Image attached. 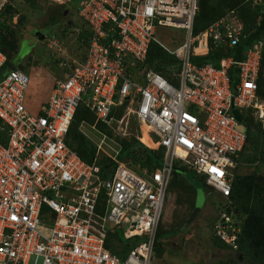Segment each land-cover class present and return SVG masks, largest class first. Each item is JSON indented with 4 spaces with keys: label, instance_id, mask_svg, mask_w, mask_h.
<instances>
[{
    "label": "built area",
    "instance_id": "1",
    "mask_svg": "<svg viewBox=\"0 0 264 264\" xmlns=\"http://www.w3.org/2000/svg\"><path fill=\"white\" fill-rule=\"evenodd\" d=\"M201 1L80 0L78 15L92 33L87 53L55 82L38 116L25 106L26 73L11 70L0 81V128L7 132L6 143L0 141V264H152L176 163L229 197L247 145L244 112L264 125L257 84L264 40L242 60L195 64L193 57L237 47L245 37L237 10L194 35ZM158 28L182 31L184 40L170 49L156 38ZM152 43L179 61L173 81L144 67ZM5 62L0 51V70ZM81 105L96 117L93 125L83 123L85 134L100 136L93 164L66 144ZM130 116L140 127L138 140L145 126L156 147L145 145L163 149L160 168L137 172L119 160L120 151L112 155L104 147L112 125ZM104 158L115 162L104 168L107 178L99 164ZM228 208L218 213L213 235L236 249L240 220ZM117 236L137 240L124 257L107 246Z\"/></svg>",
    "mask_w": 264,
    "mask_h": 264
},
{
    "label": "trees",
    "instance_id": "2",
    "mask_svg": "<svg viewBox=\"0 0 264 264\" xmlns=\"http://www.w3.org/2000/svg\"><path fill=\"white\" fill-rule=\"evenodd\" d=\"M23 1L38 9L36 0ZM246 1L247 0H203L200 2L199 12L193 26L194 35L206 30L211 24L229 11L237 10L244 27L243 34L245 37L237 47L231 49L224 46H219L217 48L213 47L206 56L193 57L192 61L195 64L202 65L212 63L214 66L219 67L220 61L226 57L235 56L237 60H242L246 56V51L252 44L259 40H264V0L262 4L254 9H248ZM57 7L58 13L56 14V21L61 18L62 15L64 16V11H62L63 5H57ZM16 15H18V9L14 5L13 0L7 1L0 9V51L6 56V62L0 70V81L4 79L11 70L19 69L25 72L29 67L28 64L26 65L16 60L20 44L18 43L15 30L11 26V21ZM257 16H261L259 22L255 20ZM22 19L23 18L20 20ZM91 36L92 33L88 27L79 34V38L84 42L86 48L89 45ZM84 57H82L81 61ZM144 67L173 81L172 69L179 67V61L159 44L152 43ZM263 67L264 50L259 78L257 80L258 95L264 100ZM66 70L68 74L71 72L70 69ZM235 82L236 77L232 76V84L235 85ZM121 114L122 111L120 112V115ZM243 121L247 132V145L238 159L239 167L247 165L255 168L248 174H235L232 191L228 198H223L219 195L220 198L224 200V205L230 204L232 210L237 214V218L240 220L241 234L239 235L236 249H232V247L222 243L216 237H214V246L221 250H230L231 252L237 253L239 257L241 256L246 259L248 264H264V175L262 174L264 168V125L255 119L250 110L244 112ZM84 122L93 125L96 123V117L87 107L81 105L77 109L71 124L66 144L87 164H93L97 147L91 136H87L82 130ZM98 128L105 130L106 125L98 124ZM142 131L144 133L141 137V141L150 147H156L149 139L146 133L147 129L142 128ZM107 134L109 136L112 135L111 131H107ZM6 136V130H1L0 128V141L4 144L7 141ZM143 143H141L138 138H132L126 141L121 140L119 160L127 162L128 166L135 169L137 172H141L143 169L154 171L160 168L164 157L163 149L153 150L146 147ZM247 147L250 153H246ZM108 162H110V160L104 158L99 163L102 166L103 178L108 177L104 170ZM239 167L237 169H239ZM187 170L191 171L180 163H176L173 169V184L175 182L185 184L186 180L183 179L178 172ZM205 186L209 190L206 184ZM209 195H211V192H209ZM231 208H228L227 211L231 212ZM118 238L119 241L117 240L116 243H113V240L110 238L107 246L113 254L124 257L130 247L135 245L137 240L125 241L120 236ZM163 238V232L157 231L154 244L157 256L161 255L163 252Z\"/></svg>",
    "mask_w": 264,
    "mask_h": 264
},
{
    "label": "rangeland",
    "instance_id": "3",
    "mask_svg": "<svg viewBox=\"0 0 264 264\" xmlns=\"http://www.w3.org/2000/svg\"><path fill=\"white\" fill-rule=\"evenodd\" d=\"M7 1L11 0H0V8ZM13 2L18 15L12 19L11 26L20 44L16 60L29 65L24 72L29 78L25 106L33 115L38 116L55 82L65 77L68 74L66 69L71 70L86 55L87 48L79 34L87 29V25L78 15L80 0H36L38 9L23 0ZM262 3L263 0L246 1L248 9H254ZM57 5H63L64 16L56 21ZM255 20L259 22L261 16L255 17ZM37 32L44 35V40L36 37ZM156 38L170 49L176 48L184 40L182 31L168 28H158ZM63 63L67 66L63 67ZM112 126V135L108 137L107 146L104 145L112 155L120 151L121 140L141 135L133 116L124 123ZM82 130L88 133L84 127ZM91 138L99 142L100 136L95 133ZM248 147L246 153H250ZM254 168L243 165L234 172L243 175L251 173ZM178 173L186 183L173 184L172 177L170 197L158 228L164 235L163 252L158 256L154 252L152 264H248L237 253L214 246L213 224L224 200L218 193L207 189L202 177L188 170Z\"/></svg>",
    "mask_w": 264,
    "mask_h": 264
},
{
    "label": "water",
    "instance_id": "4",
    "mask_svg": "<svg viewBox=\"0 0 264 264\" xmlns=\"http://www.w3.org/2000/svg\"><path fill=\"white\" fill-rule=\"evenodd\" d=\"M36 37H37L39 40H44V38H45L44 35H42L40 32H38V33L36 34ZM233 113H234L236 119H237L239 122H242V116H241L240 111H239V110H234ZM114 164H115L114 161L110 162V163L105 167V169H109V168H111Z\"/></svg>",
    "mask_w": 264,
    "mask_h": 264
},
{
    "label": "bare ground",
    "instance_id": "5",
    "mask_svg": "<svg viewBox=\"0 0 264 264\" xmlns=\"http://www.w3.org/2000/svg\"><path fill=\"white\" fill-rule=\"evenodd\" d=\"M197 53H206L204 50H199V51H197ZM143 129H148V128H146L145 126H143L142 127ZM149 146V145H148ZM154 146H156V145H154Z\"/></svg>",
    "mask_w": 264,
    "mask_h": 264
},
{
    "label": "clouds",
    "instance_id": "6",
    "mask_svg": "<svg viewBox=\"0 0 264 264\" xmlns=\"http://www.w3.org/2000/svg\"><path fill=\"white\" fill-rule=\"evenodd\" d=\"M3 6V5H2ZM1 9V8H0ZM144 144V143H143ZM145 145V144H144ZM146 146V145H145ZM147 147V146H146ZM214 225V224H213ZM214 236V235H213Z\"/></svg>",
    "mask_w": 264,
    "mask_h": 264
},
{
    "label": "flooded vegetation",
    "instance_id": "7",
    "mask_svg": "<svg viewBox=\"0 0 264 264\" xmlns=\"http://www.w3.org/2000/svg\"><path fill=\"white\" fill-rule=\"evenodd\" d=\"M37 33H38V32H37ZM37 33H36V34H37Z\"/></svg>",
    "mask_w": 264,
    "mask_h": 264
}]
</instances>
